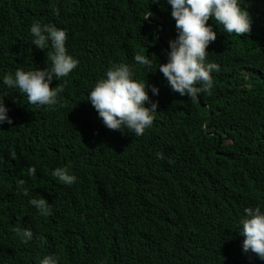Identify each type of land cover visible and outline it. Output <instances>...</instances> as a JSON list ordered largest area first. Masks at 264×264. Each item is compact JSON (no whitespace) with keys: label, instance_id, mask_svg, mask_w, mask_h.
I'll list each match as a JSON object with an SVG mask.
<instances>
[{"label":"trees","instance_id":"16d2710c","mask_svg":"<svg viewBox=\"0 0 264 264\" xmlns=\"http://www.w3.org/2000/svg\"><path fill=\"white\" fill-rule=\"evenodd\" d=\"M153 2L0 0V97L12 120L0 124V264H40L46 255L58 264H264L243 250L239 230L245 208L264 212V0H238L251 17L241 37L207 21L217 38L205 63L220 70L211 94L195 100L173 92L158 69L135 64L137 53L166 63L178 35L171 5ZM33 22L65 30L78 60L51 81L63 88L52 106L29 104L3 83L18 69L52 66L51 44H32ZM119 63L147 82L145 106L157 103L140 137L108 129L87 99ZM57 167L75 182L55 179ZM33 198H45L51 214L41 216ZM16 228L33 239L24 243Z\"/></svg>","mask_w":264,"mask_h":264},{"label":"clouds","instance_id":"9594fccd","mask_svg":"<svg viewBox=\"0 0 264 264\" xmlns=\"http://www.w3.org/2000/svg\"><path fill=\"white\" fill-rule=\"evenodd\" d=\"M157 2L154 0L153 3ZM171 5V15L175 19L178 32L174 40L169 41L170 52L166 63L154 66L153 62L143 54L134 56L136 65L143 66L148 72L157 69L167 79L173 92L181 96L187 95L190 99H197L202 92L211 94L213 88L212 72L220 70L215 62L205 63L207 47L217 38L216 32L207 24L212 18L216 24L223 27L224 32L235 34L238 37L251 31V17L246 9H242L238 0H167ZM59 14V9H54ZM153 13L149 11L142 17L148 20ZM158 25L156 37L161 31ZM30 32L34 44L39 49H47L49 43L52 51L48 52L47 60L51 61V68L37 69L35 71L16 70L13 74H6L3 83L10 89H18L20 94L26 95L29 104L37 106H52L57 103L58 94L63 91L57 84L50 87L51 81L67 77L77 67L78 60L68 54L66 49L67 34L63 29L53 24L33 22ZM160 44L163 43L159 40ZM166 51V50H165ZM133 68L125 63L114 64L106 73V79L99 80L88 93V100L95 108L103 124L110 130L123 132L127 129L135 136H143L145 130L150 128L154 121L153 113L156 112L157 103L146 107L149 95L146 83L133 79ZM153 94H158L159 89L151 86ZM4 97V96H3ZM0 97V124L5 121L12 124L7 116V109ZM158 159H163V154H157ZM36 168L30 167L28 175L34 177ZM52 176L66 185L75 182L76 177L69 174L68 169L57 167ZM24 181L17 184L18 189L27 196L28 189L24 188ZM41 216H49L51 207L45 198L30 199ZM245 215L240 220V233L243 235V250L254 253L264 259V212L259 207H247ZM15 231L24 243L33 239L31 229ZM40 239H44L43 236ZM40 264H58V258L46 255Z\"/></svg>","mask_w":264,"mask_h":264},{"label":"bare ground","instance_id":"6f19581e","mask_svg":"<svg viewBox=\"0 0 264 264\" xmlns=\"http://www.w3.org/2000/svg\"><path fill=\"white\" fill-rule=\"evenodd\" d=\"M59 14H60V13H59ZM61 14H62V13H61ZM61 14H60V15H61Z\"/></svg>","mask_w":264,"mask_h":264}]
</instances>
